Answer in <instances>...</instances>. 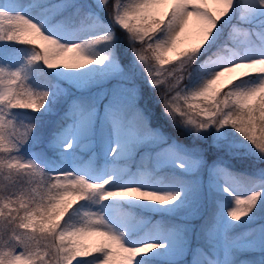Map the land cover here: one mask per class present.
Returning a JSON list of instances; mask_svg holds the SVG:
<instances>
[{
  "label": "snow or ice",
  "instance_id": "obj_1",
  "mask_svg": "<svg viewBox=\"0 0 264 264\" xmlns=\"http://www.w3.org/2000/svg\"><path fill=\"white\" fill-rule=\"evenodd\" d=\"M0 44L26 53L0 56V264L264 253V169L239 177L197 144L264 162V0H6ZM82 149L103 164L64 163ZM194 201L210 209L195 232L181 216Z\"/></svg>",
  "mask_w": 264,
  "mask_h": 264
},
{
  "label": "rangeland",
  "instance_id": "obj_2",
  "mask_svg": "<svg viewBox=\"0 0 264 264\" xmlns=\"http://www.w3.org/2000/svg\"><path fill=\"white\" fill-rule=\"evenodd\" d=\"M3 2H6V0H0V6H3ZM17 3L20 4L21 9H23L25 6H27L30 3V0H17ZM208 6L212 7L213 5L211 3H209ZM105 22H107V20H105ZM117 35H120L119 30H117ZM124 43H126V42H124ZM126 47H127V45H125V48ZM25 54L26 53L24 51V46H18L15 49H11V48H6V47H3L2 45H0V56L6 55V56H10V57H15V58L19 59L20 61H22V58ZM222 79L226 80L227 78H222ZM51 116L52 115H48V116L44 117V121L46 122V124H48V122L52 120ZM93 151H98V149H94ZM93 151H89L87 149H82V150L77 152L76 157L70 156L66 161H64V163L71 166L74 164H86L89 162V160H91V162L94 165H97V166L102 165L103 164V158H101L99 156H96L95 158H93ZM138 160H139V158L137 157L136 160L129 162L128 167H130L133 171H135V166L138 163ZM253 161L257 164L256 166H258L259 168L256 167V169H250L249 172H251L250 173L251 176H255L256 173L260 169H264V166L259 164L258 161H256L255 159H253ZM262 164H264V163H262ZM195 178H196L195 175L189 177V179H195ZM237 191L240 194H243L244 186L241 185L237 189ZM227 199L228 198L225 197V200H227ZM260 209L261 210L259 212L258 220L256 222L257 223H264V206H262ZM207 210H209V207L207 205L201 206V205H199L198 202L194 201L189 206V208L182 211L181 216H187L188 217V220L183 221V222L188 223L190 226H194L193 231L195 232V229H197L201 223V219H199L198 217L201 214H205ZM143 219H147V218H138V220H143ZM157 220L158 219L152 220V223L154 224ZM252 226H253L252 224L241 223L239 226H237L233 229V232L236 234H239V233L246 231L249 227H252ZM140 230L142 231L143 228L141 227ZM93 239H94L93 237H85V240L87 242H91ZM262 255H264V253L254 252V253H249V256H244L242 258L251 260L253 262V264H257L259 257ZM162 259H163L162 257L154 259L151 261V264H161Z\"/></svg>",
  "mask_w": 264,
  "mask_h": 264
},
{
  "label": "trees",
  "instance_id": "obj_3",
  "mask_svg": "<svg viewBox=\"0 0 264 264\" xmlns=\"http://www.w3.org/2000/svg\"><path fill=\"white\" fill-rule=\"evenodd\" d=\"M228 29H225V32H227ZM3 47L6 48H11V49H15L18 46H22V45H17V44H0ZM125 45L126 43H124L123 41H118L117 43V51L118 54H121L123 52V50L125 49ZM47 71V70H46ZM144 92H145V96L147 97L148 95L151 94V90L147 89L146 85L144 87ZM153 99H155V97L153 96ZM158 111V108H157ZM29 115H31L29 113ZM52 120L48 122V124H43V127L41 128V131L46 135L48 130L50 129L52 123L55 121L56 116H51ZM166 134H169L173 137H176L178 134L173 132L170 128L165 129ZM185 143H188V141H185ZM198 146H200L201 148L206 149L205 155L206 158H208L209 162H211L212 160L221 157L224 161H225V166L234 174H236L239 177H245V176H251L249 172L250 169H256L259 168L258 166H256L257 164L253 161V157L250 155L245 154V149L243 148H233L231 150L232 153H236V154H230L229 151L227 149H222L219 152L214 149L213 147H211V141H209L208 143H202V142H197ZM40 148H43V144L38 145L37 148L35 150H39ZM264 162H259V164H262ZM210 210V209H209ZM207 210L205 215L207 214V212L209 211ZM261 209H259V211L257 212V217L259 216V212ZM133 215L138 219V218H147L150 219L151 221L154 219H158L161 220V217L159 215L156 214H152L150 212L147 211H141V210H133ZM165 220H167L168 218H164ZM245 256H249V254H246Z\"/></svg>",
  "mask_w": 264,
  "mask_h": 264
}]
</instances>
